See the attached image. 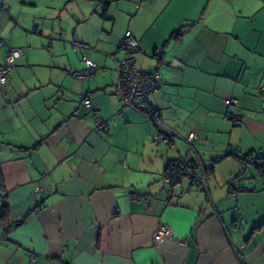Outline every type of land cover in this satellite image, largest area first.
Segmentation results:
<instances>
[{
    "label": "crops",
    "instance_id": "obj_1",
    "mask_svg": "<svg viewBox=\"0 0 264 264\" xmlns=\"http://www.w3.org/2000/svg\"><path fill=\"white\" fill-rule=\"evenodd\" d=\"M3 3L0 64L10 48L23 55L0 85V264H264V171L230 153L264 156V2ZM126 30L136 65L161 74L146 99L175 133L166 145L115 92ZM83 57L99 71L78 80ZM228 97L240 124L224 118ZM93 110L107 130L96 131ZM178 155L211 165L206 190L163 181ZM161 223L171 234L155 242Z\"/></svg>",
    "mask_w": 264,
    "mask_h": 264
},
{
    "label": "built area",
    "instance_id": "obj_2",
    "mask_svg": "<svg viewBox=\"0 0 264 264\" xmlns=\"http://www.w3.org/2000/svg\"><path fill=\"white\" fill-rule=\"evenodd\" d=\"M262 2H264V0H262ZM5 7L3 0H0V8L4 9ZM71 44L74 51L86 49L88 47L86 44L79 41H73ZM138 48V40L133 36L130 30H126L118 41V50H123L125 54L122 58H114V69L117 76L115 92L124 106L139 111L145 115V117L153 121L155 125V129L151 133L153 142L159 145H166L173 140L175 133L161 123L158 109L152 106L146 99L151 91L161 86V74L157 71L146 73L136 65L135 58L131 53ZM22 55V50L17 47L10 48L7 51L0 64V85L7 83L10 74L15 70L16 61ZM83 62L84 66L81 69L72 71L71 75L78 80H87L96 76L99 71L97 64L87 57H83ZM262 90H264V87H262ZM83 103L87 107L91 106L89 99H85ZM223 107L225 109V119H228L233 124L241 123L242 115L238 110L239 100L236 97L223 99ZM93 114L95 117L96 131L103 132L107 130L108 125L101 121L98 111L93 110ZM196 137V132L190 131L187 133L184 141L191 145ZM230 153H233L235 157H241L239 152L232 149ZM219 159L220 158H215L214 160L217 161ZM245 162L264 169V156L260 154H249L246 156ZM211 170V165L203 163L200 159L190 160L183 155H178L164 172L163 181L168 185H172L178 183L184 177H187L192 183L206 190V178L211 174ZM38 189L39 187L37 190ZM131 197L137 200L142 196L133 192ZM170 234L171 231L169 226L161 223L155 229L153 239L155 242H159L169 237Z\"/></svg>",
    "mask_w": 264,
    "mask_h": 264
},
{
    "label": "trees",
    "instance_id": "obj_3",
    "mask_svg": "<svg viewBox=\"0 0 264 264\" xmlns=\"http://www.w3.org/2000/svg\"><path fill=\"white\" fill-rule=\"evenodd\" d=\"M233 154V153H231ZM251 154V153H249ZM249 154L247 155H241V157H237V159L241 162H245V159H246V156H248ZM258 168H260L259 166H257ZM262 171H264V169L260 168ZM0 193L2 195V198H3V207H2V212H1V215H0V223L1 222H5L8 218V202H7V197H6V193H5V189H4V180H3V176H2V173L0 171ZM23 219L19 220V222H21Z\"/></svg>",
    "mask_w": 264,
    "mask_h": 264
},
{
    "label": "rangeland",
    "instance_id": "obj_4",
    "mask_svg": "<svg viewBox=\"0 0 264 264\" xmlns=\"http://www.w3.org/2000/svg\"><path fill=\"white\" fill-rule=\"evenodd\" d=\"M248 167H249V169H252V171H256V168L253 167L252 165H249ZM239 172H240V173L242 172V167L239 169ZM242 174H243V173H242ZM242 174H241V175H242Z\"/></svg>",
    "mask_w": 264,
    "mask_h": 264
}]
</instances>
